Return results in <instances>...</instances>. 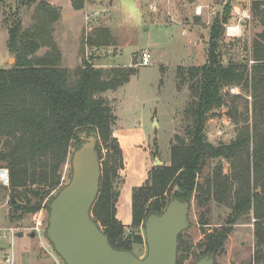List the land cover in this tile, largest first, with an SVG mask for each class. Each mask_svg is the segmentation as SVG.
Listing matches in <instances>:
<instances>
[{
	"label": "trees",
	"instance_id": "1",
	"mask_svg": "<svg viewBox=\"0 0 264 264\" xmlns=\"http://www.w3.org/2000/svg\"><path fill=\"white\" fill-rule=\"evenodd\" d=\"M230 1L210 27L204 64L177 67L179 84L187 81L190 91L183 112V135H175L170 142L169 164L152 167L145 184L132 190L130 225L143 227L146 217L159 214L171 199L190 202L195 198L199 207L212 201L230 212L220 228L204 233L191 263L205 255L216 257L233 227L251 215L254 252L248 264H264V29L252 41L249 59L224 65L219 42L222 25L230 18ZM4 2L0 0V4ZM22 5H35L33 25L24 30L16 11L4 19L7 49L16 62L0 68V163L7 171L10 196L15 201L24 200L13 208L25 215L47 207L52 194L60 189L69 148L80 145L79 134L94 133L107 154L102 159L98 150L99 191L90 214L113 248L130 250L131 243L123 238L124 226L116 218L117 185L124 162L112 135L116 119L104 94L127 83L133 69L95 68L85 60L73 72L61 67L50 26L58 19L57 9L43 1L16 2L17 7ZM82 5L83 0L72 2L75 10ZM251 11L264 27V0H252ZM87 42L94 44L90 39ZM95 46L106 44L98 41ZM41 47L47 50L38 56ZM231 88L240 93L231 95L227 91L226 101L224 90ZM225 104L236 135L228 144L213 145L205 133L206 124ZM214 160L227 161L229 175L223 174L222 165H216L199 183L198 178ZM199 223L208 224L204 215ZM177 252V264L191 254L182 233Z\"/></svg>",
	"mask_w": 264,
	"mask_h": 264
},
{
	"label": "rangeland",
	"instance_id": "2",
	"mask_svg": "<svg viewBox=\"0 0 264 264\" xmlns=\"http://www.w3.org/2000/svg\"><path fill=\"white\" fill-rule=\"evenodd\" d=\"M17 1L5 0L0 4V68L3 69L13 66L16 62L7 49L8 35L4 19L16 11L21 17L24 30L33 25L35 5L17 7ZM236 1H230L232 7L237 5L240 10L247 8L248 2ZM53 2L52 7L59 11L55 10L58 19L50 24L53 29L51 38L60 52L61 67L73 72L85 60L95 68L133 69L127 83L115 91L106 92L104 97L116 119L112 126L113 137L116 135L121 139L125 151L132 150L137 153L127 157L128 172L136 176L141 159H145L147 177L141 183L142 186L148 179L150 169L157 167L154 165L155 159L161 163L160 166L169 164L170 142L175 135H183V112L190 100V91L187 81L179 84L176 78L177 67L188 69L204 64L210 27L216 16L221 17L229 0H83L82 8L77 13L70 10V7L73 9V0ZM250 2L252 4V0H249V4ZM55 4L63 7L64 15L61 8ZM249 16V19H245L249 24V33L243 38L247 39L244 42L241 38L227 40L228 37L223 32L219 42V56L224 65L229 62H241L242 57L249 58L247 43L251 44L260 33L254 35L253 29L258 26V21ZM230 18L222 25L224 31ZM67 19L66 23L70 26L64 24ZM87 39L94 44L90 46ZM98 41H103L106 46H95ZM46 50V47H41L37 55L41 56ZM143 52L150 55L147 66L140 65L139 57ZM99 59L110 67H96L100 65ZM236 90L240 93L237 88L225 89V100L229 101L227 91L233 95ZM245 97L247 101H251L248 95ZM226 112L227 104L216 110L215 116L206 124L205 133L213 145L228 144L236 135L235 125ZM76 148H69L66 163L62 168L60 188L70 180V159ZM98 150L104 159L107 150L101 144H96L98 159ZM216 165H222L223 174L229 175V163L225 160H214L198 178L199 183L211 174ZM123 170L120 171L118 190L123 186ZM6 172L4 164L0 163V264H64L44 234L48 206L42 207L34 214L24 215L16 211L14 205L9 203ZM23 203L24 200L19 202L20 205ZM197 204L195 198L190 201L189 227L182 233V240L190 246L191 254L185 260L182 259L181 264L192 262L193 253L199 251L197 245L203 240L204 233L220 228L230 212L228 207L212 201L208 206L199 207ZM201 215H204L208 222L206 226L199 223ZM253 222L252 216L249 215L233 227L222 252L214 257L216 264L249 263L254 252ZM124 223L123 238L131 243L129 251L143 258L146 254L143 227L135 229L125 221ZM19 233L23 235L18 237ZM137 237L141 240L137 241Z\"/></svg>",
	"mask_w": 264,
	"mask_h": 264
},
{
	"label": "water",
	"instance_id": "3",
	"mask_svg": "<svg viewBox=\"0 0 264 264\" xmlns=\"http://www.w3.org/2000/svg\"><path fill=\"white\" fill-rule=\"evenodd\" d=\"M79 138L81 143L70 159V180L48 205L44 234L53 251L64 264H177L178 237L189 227L190 202L171 199L159 214L146 217L143 258L129 250L113 248L90 214L99 191L98 138L94 133H81ZM154 165L161 163L155 159ZM15 202L10 196V205L18 208L20 204ZM191 264L216 263L213 256L205 255Z\"/></svg>",
	"mask_w": 264,
	"mask_h": 264
},
{
	"label": "crops",
	"instance_id": "4",
	"mask_svg": "<svg viewBox=\"0 0 264 264\" xmlns=\"http://www.w3.org/2000/svg\"><path fill=\"white\" fill-rule=\"evenodd\" d=\"M39 1H46L51 6L54 5V2H53L54 0H39ZM239 2H248L247 8L240 10L239 6L233 5L231 18H230V20H229V22H228V24L226 26H232V27L236 26V20L239 18V14L241 12H245V13H247V14L252 16V11H251V8H250L251 7V2L249 4V0H237L236 1V3H239ZM55 6H57V7L59 6L61 8L62 15H64L63 14V12H64L63 7L60 4H55ZM73 9L70 7V10L72 12H74V13L80 12L79 10H75L74 9L75 10L74 11ZM62 10H63V12H62ZM67 17H70V16L67 15ZM63 21H64V18H63ZM67 21H68V19L65 20L64 24H67L66 23ZM67 25H69V24H67ZM248 28H249L248 22H246L245 20L241 21L240 26L238 27V32L235 34V36L230 37V38H238V39L241 38L243 40V42H244L245 40H247V39H243V38H245V35L247 33H249V31H247ZM263 29H264V27L262 26V23L260 21H258V26H256L253 29L254 35L256 33H259V32L261 33V31ZM227 40H232V39L228 38ZM251 44L247 43V46H248L247 49L249 51L248 52L249 55L251 54ZM249 58H250V56H249ZM249 58L242 57V60L244 61V59H249ZM8 60H9V57H8ZM101 61H102V59L98 60L100 65H97L96 67H103V68L104 67H110L108 64H104ZM251 63L252 62L249 61V64H251ZM110 68H114V67H110ZM117 68H119V67H117ZM120 68H124V67H120ZM235 94H238L237 90H236ZM115 138H117L119 147H120V149L122 151L123 162H124V168H123L124 170L122 172L123 176H124V182L122 184L123 186L120 187V189H119V196H118L117 203H116V218L119 220V222L122 225L125 224L124 221L126 222V224H131V195H132V190L134 188H136V187H140L141 183L144 182V180L146 179V177H147V167L145 165V159H141L140 169L138 170L136 176L133 173L128 172V169H129L128 166L129 165H128V162H127V157H128V155L129 156L130 155L135 156V155H137V153L132 152V150L131 151H129V150L125 151L126 148L124 149V143L121 141V139L119 137H117L116 135H115Z\"/></svg>",
	"mask_w": 264,
	"mask_h": 264
},
{
	"label": "built area",
	"instance_id": "5",
	"mask_svg": "<svg viewBox=\"0 0 264 264\" xmlns=\"http://www.w3.org/2000/svg\"><path fill=\"white\" fill-rule=\"evenodd\" d=\"M249 14L242 12L239 14V18L236 20V26H226L224 35L228 38L235 36V34L238 32V27L240 26L241 21L245 19H249ZM150 55L146 52H143L140 57V65L147 66L149 64ZM7 173V172H6ZM7 185H8V175H7Z\"/></svg>",
	"mask_w": 264,
	"mask_h": 264
}]
</instances>
